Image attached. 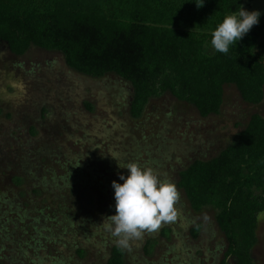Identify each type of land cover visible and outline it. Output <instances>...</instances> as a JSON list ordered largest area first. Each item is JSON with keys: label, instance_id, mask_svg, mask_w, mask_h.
Instances as JSON below:
<instances>
[{"label": "rangeland", "instance_id": "rangeland-1", "mask_svg": "<svg viewBox=\"0 0 264 264\" xmlns=\"http://www.w3.org/2000/svg\"><path fill=\"white\" fill-rule=\"evenodd\" d=\"M243 8L263 21L264 0ZM132 96L114 74L92 79L59 52L32 47L16 56L0 42V264H107L116 238L101 224L115 214L112 181L123 183L128 170L118 163L127 162L152 168L180 192L177 220L132 241L127 263H222L227 241L216 211L190 208L179 173L217 156L253 114L264 117V101L250 105L226 85L220 114L203 118L165 93L133 119ZM257 236L253 257L264 264V221Z\"/></svg>", "mask_w": 264, "mask_h": 264}, {"label": "trees", "instance_id": "trees-1", "mask_svg": "<svg viewBox=\"0 0 264 264\" xmlns=\"http://www.w3.org/2000/svg\"><path fill=\"white\" fill-rule=\"evenodd\" d=\"M244 1L0 0V42L16 56L32 47L55 51L81 75L114 74L130 83L133 119L165 93L207 118L220 114L226 85L250 105L264 101V22L227 54L211 45L212 31ZM177 186L193 211H216L227 241L221 264L230 258L255 264L256 216L264 211V117L253 114L217 156L192 162L179 173ZM201 229L200 223L192 228L194 238ZM107 264H128L125 249L114 246Z\"/></svg>", "mask_w": 264, "mask_h": 264}, {"label": "clouds", "instance_id": "clouds-1", "mask_svg": "<svg viewBox=\"0 0 264 264\" xmlns=\"http://www.w3.org/2000/svg\"><path fill=\"white\" fill-rule=\"evenodd\" d=\"M196 5L199 8L203 3ZM260 15L259 11L243 7L238 13L225 15L211 33L212 47L227 54L230 45L242 40L259 23ZM118 166L126 168L128 175L119 176L122 184L112 181L115 214L106 216L101 225L116 238L118 248H129L131 242L142 239L145 232H158L162 224L177 220L180 192L173 181L162 179L150 167H141L137 162H127L123 166L118 163ZM256 219L264 221V211L257 213Z\"/></svg>", "mask_w": 264, "mask_h": 264}, {"label": "crops", "instance_id": "crops-1", "mask_svg": "<svg viewBox=\"0 0 264 264\" xmlns=\"http://www.w3.org/2000/svg\"><path fill=\"white\" fill-rule=\"evenodd\" d=\"M254 1H256V0H254ZM253 2V1H252ZM262 20H263V22H264V18H262ZM263 34H264V32H263Z\"/></svg>", "mask_w": 264, "mask_h": 264}]
</instances>
